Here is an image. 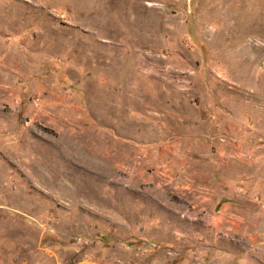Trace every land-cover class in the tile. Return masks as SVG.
<instances>
[{"label": "rangeland", "instance_id": "obj_1", "mask_svg": "<svg viewBox=\"0 0 264 264\" xmlns=\"http://www.w3.org/2000/svg\"><path fill=\"white\" fill-rule=\"evenodd\" d=\"M0 264H264V0H0Z\"/></svg>", "mask_w": 264, "mask_h": 264}]
</instances>
